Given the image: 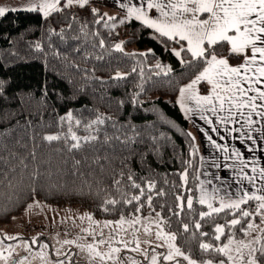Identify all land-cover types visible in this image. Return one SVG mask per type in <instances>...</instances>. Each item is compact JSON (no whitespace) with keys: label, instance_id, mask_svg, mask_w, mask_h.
Here are the masks:
<instances>
[{"label":"snow or ice","instance_id":"6c2138e0","mask_svg":"<svg viewBox=\"0 0 264 264\" xmlns=\"http://www.w3.org/2000/svg\"><path fill=\"white\" fill-rule=\"evenodd\" d=\"M112 2L122 9L125 15L118 18L92 8L95 25L106 29L111 36L112 30L118 24L139 21L145 28L153 30L152 38L163 44L165 50L169 51L186 71L191 70L190 82L177 89L179 106L186 119L190 120L195 115L208 126H201L199 130L207 145L214 150L207 158L211 161L210 166L217 170L222 166L223 169L230 170L236 187L232 188L228 181L218 174L212 179H201V176L205 175L201 170L207 159L200 155L195 135L188 132V159L182 161L185 166L178 173L181 182L171 184L172 204H160V211H157L154 199L165 198L168 193L162 189L158 190L153 179L137 178L127 167L128 157H125L121 161V170L114 171L111 176L110 188L98 184L96 191L101 210L105 213L117 212L118 219L101 222L94 221L91 214L82 215L79 217L81 220L87 218L91 222L89 227L81 228L83 235L60 239L57 234L53 238L55 244L51 249L49 243L44 242L39 243L37 249L38 236L24 238L21 235L0 233V264H80V259L85 260L86 264H264V166L255 155L258 151L264 153V0ZM89 3L90 0H26L20 7L0 6V18H4L9 12L22 11L39 14L42 20H48L53 14L64 13L66 9L74 6L83 8ZM64 19L69 22L67 28L57 31L50 27V35L58 36L65 43L69 39L80 40V36L66 35L72 29L76 17L69 13ZM86 28L87 25L84 24L78 29L85 37L88 35ZM91 35L98 41L93 46L109 54L115 51L122 57L133 60L135 57L146 58L155 55L152 49L126 53L123 47L126 41L106 45L99 31ZM169 43H175L179 48H169ZM224 44L229 46L230 54L242 58L241 63L233 66L227 58L217 55V48L223 47ZM34 47L37 51H42L39 41L35 42ZM73 51L79 52L80 49L74 48ZM185 56L190 59H185ZM63 59L68 60L67 57ZM95 59L103 60L105 57L100 55ZM116 64L111 80L123 81L134 73L141 78L137 85L138 91L132 95V102L140 104L139 96L144 91L146 82L141 62L136 61L130 65L127 72L121 71L120 61H116ZM68 66L83 72V78L86 80L97 79L88 75L94 73L95 69H80L79 65L71 61H68ZM155 68L159 70L155 73L157 76H167L172 71L170 65L159 61ZM201 83L209 86L208 94L200 93L198 85ZM9 87V81L0 78V98ZM79 91H83V88ZM47 94L46 84L42 85L41 99L37 103L43 104ZM117 103L122 105L123 101ZM93 111L95 114L87 119L74 114L73 110L58 116L55 125L58 131L42 135L41 141L47 145L62 142L65 150L73 153L100 143L103 135V144L109 147L115 145L113 151L118 148L120 152H128L130 156L134 151L132 145L140 135L135 130V125L118 124L112 117L98 110ZM109 122L114 129V134L111 135L105 128ZM30 124L31 121H27V125ZM125 128L128 131H124ZM221 130L233 140L239 141L251 155L245 158L240 148L214 139L213 135L220 141H225ZM81 131L85 134L80 135ZM2 137L3 133H0V151L8 147ZM150 138L157 140L156 136ZM31 139L35 142L36 138L33 136ZM29 157L31 165L26 162ZM9 158L17 163L10 164ZM104 159L109 158L105 156ZM99 161L100 157H95L94 162ZM0 163L9 165L8 171L0 168V200L4 197L3 188L7 187V201L11 207L22 202L24 186L22 177L9 178V173H15L17 167L22 171L30 169L27 191L33 194V197L36 192L35 182L42 175H50L40 171V165L50 164L51 160L45 155L38 156L35 143L26 156L11 151L8 157L0 155ZM80 163L79 160L74 161L76 166ZM190 181L195 183V189L190 186ZM217 184L219 186H216ZM88 187L91 189L90 185ZM57 188L58 185L54 183L48 185L49 190ZM185 192L189 194L185 196ZM38 204L34 199L28 208ZM197 204L202 207L197 209ZM129 206L131 209L125 212L124 209ZM145 208L148 209L146 215ZM8 210L9 207L0 202V215L6 214ZM173 217L178 225L175 230ZM186 217L188 222H185ZM218 218L223 222H217ZM257 219L259 223L256 222ZM101 224L103 227L97 232L96 226ZM204 224H208L212 231H204ZM72 226H76L74 222ZM104 229H108L107 235ZM70 231L71 229L66 235ZM141 232L144 234L143 240L140 239ZM88 237H91V242H88ZM142 244L146 247H142ZM73 246L76 251H73ZM21 251L25 255L21 256ZM122 252L125 254L121 255Z\"/></svg>","mask_w":264,"mask_h":264},{"label":"trees","instance_id":"16d2710c","mask_svg":"<svg viewBox=\"0 0 264 264\" xmlns=\"http://www.w3.org/2000/svg\"><path fill=\"white\" fill-rule=\"evenodd\" d=\"M92 8L106 13L101 5H87L83 8L74 6L66 9L64 13L53 14L48 20H42L39 14L22 11L9 12L4 18H0V78L7 79L10 84L4 96L0 98V133H3L2 139L8 146L0 151V155L8 157L11 151L26 156L35 143L38 156L45 155L51 160L50 164L40 165V171L50 175H42L35 182L34 197L27 191L30 169L22 171L17 167L15 173H9V178H23V200L15 207L9 206V190L7 187L3 188L4 197L0 202L9 207V210L0 215V224L10 223L13 217L22 213L34 199L58 207L85 210L96 218L118 219L117 212L105 213L101 210L96 191L98 184L110 188L111 176L114 171L121 170V161L125 157H128L127 167L137 178L153 179L158 190L162 189L168 193L165 198L154 199L156 210L160 211V204H172L171 184L181 182L178 173L185 166L182 161L188 159L190 140L186 133L191 132L190 122L178 104L177 89L190 82L191 70L186 71L179 61L165 50L163 44L152 38L153 30L145 28L139 21L118 24L109 36L106 29L93 23ZM69 13L73 14L76 20L66 35L80 36L81 39H69L65 43L58 36L50 35L48 29L51 27L59 31L60 28H67L69 22L64 16ZM115 16L123 17L122 14ZM84 24L87 25V37L78 30ZM96 31L105 39L106 45L126 41L123 45L126 53L152 49L155 55L146 58L135 57L133 60L122 57L115 51L109 54L93 46L98 43L91 35ZM37 41L42 44V51L35 49L34 44ZM168 47L179 48V45L169 43ZM74 48H79L80 51L74 52ZM100 55L105 59H95ZM217 55L227 58L231 65H236L242 60L230 54L227 44L217 48ZM64 57L68 60L63 59ZM185 59L190 57L185 56ZM68 61L79 65L80 69H95L94 73L88 75L97 79H84L83 72L68 66ZM116 61L121 62V71L124 72L129 71V66L136 61L141 62L146 82L144 91L139 96L140 104L132 102V95L138 91L137 85L141 82L137 74L134 73L123 81L110 79L114 75ZM157 61L170 65L171 73L167 76H157ZM45 84L48 94L44 103L39 104L37 101L41 99L42 85ZM81 88L83 91H79ZM117 101H123V104H118ZM69 110L85 119L95 114L93 110H98L112 117L118 124L135 125V130L140 135L132 145L134 151L130 156L128 152H120L118 148L113 151L115 145L109 147L102 143L103 135L100 143L73 153H68L62 142H53L51 145L43 143L40 137L56 133L57 117ZM27 121H31V124L27 125ZM105 128L110 135L114 134L110 122ZM124 131L128 129L125 128ZM79 134L85 133L81 131ZM129 134L131 135V132ZM33 136L36 138L35 142L31 139ZM151 136H156L157 140H152ZM97 156L100 157L99 163L94 162ZM105 156L109 159L105 160ZM75 160L81 161L80 165H74ZM26 162L31 165L30 157ZM16 163L17 161L10 159V164ZM0 168L8 171L9 165L0 163ZM50 183L58 185V188L49 190ZM190 186L196 188L195 183L191 181ZM188 194L184 193L185 196ZM198 194L196 189V195ZM195 207L200 209L202 206L197 204ZM130 209L131 206L124 211ZM147 211L145 208V215ZM164 214H167V208L164 209ZM185 222H188L187 217ZM217 222L223 221L218 218ZM177 227L173 217V230ZM203 230L212 231L208 224H204ZM193 250L195 251V245Z\"/></svg>","mask_w":264,"mask_h":264},{"label":"rangeland","instance_id":"374dc122","mask_svg":"<svg viewBox=\"0 0 264 264\" xmlns=\"http://www.w3.org/2000/svg\"><path fill=\"white\" fill-rule=\"evenodd\" d=\"M26 3V0H0V6H8V7H20ZM122 17V16H120ZM119 17V18H120ZM38 201L39 204L29 209L28 207L20 214L16 215L12 219L10 223L0 224V233H6L8 235H21L24 238L31 237H39L37 241V249L38 245L41 242L49 243L50 249L53 244H55L54 237L59 234L60 239L65 238H75L77 235H83L81 233V228L89 227L90 221L85 218L81 220L79 217L85 214H91L85 210L79 209H71L68 207H58L55 205H49L42 201ZM32 201L30 204H33ZM92 215V214H91ZM94 221H105V220H116V219H103L96 218L92 215ZM64 221V223H61ZM73 222L76 225L73 227ZM259 223V220L256 221ZM103 227V224L96 226V231L99 232ZM71 229V231L66 235V232ZM105 234L107 235L108 229H104ZM130 238V237H128ZM140 239H144L143 232L140 233ZM84 242V241H78ZM88 242H91V237H88ZM154 243H158V241L153 240ZM15 243V242H11ZM142 247H146V245H141ZM73 251H76L73 246ZM125 253H121L124 255ZM129 255H136L132 253H128ZM20 255L23 256L25 253L23 251L20 252ZM31 259V257H30ZM55 259V257H53ZM75 259V258H74ZM38 264V262H37ZM80 264H86V261L80 259Z\"/></svg>","mask_w":264,"mask_h":264},{"label":"crops","instance_id":"0c3cea01","mask_svg":"<svg viewBox=\"0 0 264 264\" xmlns=\"http://www.w3.org/2000/svg\"><path fill=\"white\" fill-rule=\"evenodd\" d=\"M88 5H101L106 13L113 15V16H115L117 14H122L123 16L125 15L124 11L122 9H120L119 7H117L112 2V0H90V3ZM153 15H155V12H153ZM241 62H242V60H241ZM238 64H236V65H238ZM233 66H235V65H233ZM198 89H199L201 94H208V92H209V86L207 84H204V83H201L200 85H198ZM178 97H179V95H178ZM189 122H190V130H191L192 134H194L196 137L195 142L199 146L200 155L204 156L206 159L209 158L214 150H212L211 147L209 145H207L203 134L199 130V127H201V126H203V127H208V126L206 124H204L203 121H200L199 118L195 115H193L191 117ZM221 135L225 136V138H226L225 141H220L219 138L216 137L215 135H213V138L217 139L218 142L229 143L235 147L240 148L244 152L245 158H248L251 155L246 150H244L243 145H241L239 141L233 140L223 130H221ZM216 154L220 155L219 153H216ZM255 155L260 158V163L262 166H264V153L258 151L257 153H255ZM230 162L231 161H229V163ZM210 163H211L210 159H207V162L204 164V168L201 170L202 172L205 173V175H202L201 179H206V180L212 179L214 175L218 174L222 178L226 179L232 188L236 187V185L232 181L230 170L223 169V166L221 167L220 170H217L215 168H212L210 166ZM209 173L211 175H208ZM214 184H216L215 181H214ZM216 186H219V185L217 184ZM209 187H211V186H209Z\"/></svg>","mask_w":264,"mask_h":264}]
</instances>
